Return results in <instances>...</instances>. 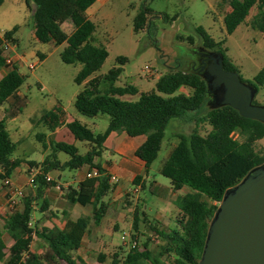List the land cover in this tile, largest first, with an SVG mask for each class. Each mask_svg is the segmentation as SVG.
Masks as SVG:
<instances>
[{
    "label": "trees",
    "instance_id": "obj_1",
    "mask_svg": "<svg viewBox=\"0 0 264 264\" xmlns=\"http://www.w3.org/2000/svg\"><path fill=\"white\" fill-rule=\"evenodd\" d=\"M96 0H24L26 9L31 12L34 35L40 43L64 44L60 60L65 64H80L74 82L83 85L76 94L73 105L75 110L87 117L98 114L108 116V125L104 132L94 134L77 120L66 123V127L75 140L89 146L85 154H79L72 144L56 142L50 144L56 151H62L69 159L60 162L55 155H47L40 164V173L35 177V199H41L47 185H57V176L46 181L50 171L66 168L76 169L83 165L97 169L101 176L96 178L97 185L89 186L80 182L76 187L65 189V199L69 204L90 206L91 214L80 215L75 220H66L61 229L41 231L29 225L33 211L31 198L23 199L21 210H10L5 216V232L11 244L7 247L0 235V264H89L79 256H74L88 233L90 224L98 225L106 210L103 198L111 185L109 175L93 160L100 156L103 143L109 133L123 132L128 137L143 136V142L136 148L135 156L144 163L145 175L151 162L156 158L164 135V129L172 118L188 121L207 104L206 85L188 65L175 67L157 78L156 92L140 93L136 101L120 99L127 94L138 91L132 85L115 86L121 68L114 66L102 76L90 77L100 68L107 51L102 46H95L90 37L96 24L85 15L86 9ZM227 9L221 12L222 23L226 34H231L238 25L245 22L250 12H256L249 20V26L264 34V0H221ZM2 0H0V5ZM147 9L142 7L133 19V30L138 32L146 27ZM64 23L71 25L70 32L62 28ZM14 26L3 32L0 38V65L8 72L0 79V105L14 95L22 83L23 76L18 73L13 63L5 65L1 57L2 41L13 42ZM200 39V47L218 52L222 56L223 68L226 71L238 70L225 55L224 40L214 41L202 28H194ZM190 47L194 46L192 37H187ZM125 57H117L116 62L122 65ZM264 82V65L253 77L251 84L257 86ZM179 91L178 94H174ZM65 112L57 104L52 109H42L39 116L31 120L32 125L43 124L52 132L64 123ZM205 122L210 130L200 135L196 129L189 134H177V143L169 152L160 174L169 179L173 192L184 187L188 190L177 196L174 204L177 214L173 227L161 229L156 222L143 218L153 234L160 239L155 252L149 248L148 240L141 247L138 244L139 204L132 212L130 244L127 249L118 247L112 253L109 264H197L203 247L209 221L226 188L237 183L253 166L264 162V152L255 148V143L264 138V124L244 118L229 106L216 109L207 108L205 113L196 118V123ZM37 140L45 138L43 133L36 134ZM16 148L5 126L4 118L0 119V180L9 178L21 162L12 158ZM34 163L29 162V165ZM134 184L143 185L141 177L133 180ZM209 202H208V201ZM46 202L41 199L39 210H45ZM33 235L45 242L47 251L36 255L29 249ZM105 256L99 253L97 261L104 262Z\"/></svg>",
    "mask_w": 264,
    "mask_h": 264
},
{
    "label": "rangeland",
    "instance_id": "obj_2",
    "mask_svg": "<svg viewBox=\"0 0 264 264\" xmlns=\"http://www.w3.org/2000/svg\"><path fill=\"white\" fill-rule=\"evenodd\" d=\"M219 2L221 0H130V5L127 1L123 10L117 11L118 16L115 14L113 21L110 22L109 27L114 29L112 34H103V28L98 26L90 37V42L93 45L102 46L107 51L104 62L90 77L102 76L110 68L120 66L121 71L114 85H132L138 91L133 95H123L120 99L133 102L138 99L140 93L150 91L167 97L155 90V82L158 77L175 67L183 66L186 59L192 57L191 48L200 47V39L195 34L194 28L202 27L214 41L224 40L225 55L236 66L239 78L243 82L253 83V77L264 65V34L249 26V20L256 10L253 9L245 22L238 25L231 34H226L220 16L223 9H227V4L223 3V8L219 11L217 8ZM9 3L17 7L19 5L22 14L27 15L23 0H10ZM118 6L120 8V3ZM142 7L148 11L146 27L134 32L133 19ZM62 28L68 33L71 30V25L65 23ZM189 36L193 38V47L187 43ZM17 45L18 52L25 53L17 66L18 73L23 76L22 83L18 88L21 98L14 97L9 102H3L0 105V116L4 118L11 140L16 143L12 158L23 161L24 165L20 168V174L28 181V170L31 167L39 168L47 155H55L60 162L69 159L66 153L51 148L49 142L52 145L56 142L72 144L77 148L79 154H85L89 149L87 143L73 139L65 125L57 134L47 131L43 124L32 125L31 120L39 116L40 110L52 109L59 104L65 112L64 123L77 120L94 134L105 131L108 125V116L98 114L94 117H87L75 110L73 102L83 86L74 82L80 64H65L60 60L59 54L64 48V44L56 46L50 43H34L32 40L26 39ZM36 51L40 52L44 59L35 56ZM117 57H125L126 61L122 65H118ZM29 64H34V67L29 69ZM178 92L176 91L174 94H178ZM253 103L264 105V82L257 86ZM207 108L209 106L206 104L196 113L194 119L188 121L178 118L169 120L164 129L157 156L148 168L147 177L143 178L142 187H139L137 192H133V196L139 198L137 204L140 208L138 214L140 221L137 234L140 247L147 239L150 250L155 252L161 243L160 239L150 230L148 223H142L143 218L150 222L157 221V225L164 230L174 225L178 211L174 201L177 196L183 195L188 189L184 187L180 191L173 192L169 179L162 176L160 170L169 152L177 143V134H189L196 129L200 135H205L210 130L207 123H196V118L201 117ZM38 133H43L46 136L45 139L37 140L36 134ZM117 146L124 150L127 148L123 144ZM255 148L264 152V138L255 143ZM96 159L101 166H105L110 160H118L119 157L116 153L111 154L110 149L102 147L100 156ZM28 162L34 164L29 165ZM80 173H82L81 168H66L60 171H50L49 175L56 177L61 174V181L72 182ZM2 182L3 180H0V193L6 203L0 202V233L8 242L10 239L4 228L5 216L16 207V204L8 197L12 188L5 187ZM72 184L75 186L74 183ZM127 185L132 186L131 184ZM23 195H25L24 192ZM29 195L26 194V196ZM15 199H21V195H16ZM108 199L107 195L103 200L107 203ZM129 199L132 203V197ZM128 206L124 205L120 209L125 214V220L119 223V228L112 232L111 237L96 233L94 226H90L81 251L90 264H109L112 253L118 247L123 249L130 247L132 211H127ZM87 209L90 212V208ZM35 216H39V214L36 213ZM33 222L35 219L32 220ZM35 239L36 237L33 235V245L37 240ZM38 242L45 243L39 238ZM99 253H103L105 256L102 263L97 261Z\"/></svg>",
    "mask_w": 264,
    "mask_h": 264
},
{
    "label": "crops",
    "instance_id": "obj_3",
    "mask_svg": "<svg viewBox=\"0 0 264 264\" xmlns=\"http://www.w3.org/2000/svg\"><path fill=\"white\" fill-rule=\"evenodd\" d=\"M10 0H2V4L0 5V38L3 32L10 30L14 26H17V30L13 34V42H9L7 50L4 53H10L12 57L15 59L14 64L18 66L19 60L23 58L24 52H18L17 47L18 43L24 41L26 39L32 40L34 43L38 42L34 35V28L31 19V12L27 9V15L22 14V9L13 4L9 3ZM17 1V0H14ZM130 0H96L91 6H89L86 11L85 15L87 18L92 20L96 24V28L101 26L103 28L102 33L105 35L112 34L113 30L112 27H109L110 22L113 21L112 19L117 15V11L123 10V6ZM24 2V0H23ZM120 3V8L118 6ZM131 5V4H130ZM26 8V7H25ZM226 10V9H225ZM29 16V17H28ZM220 20L222 21V16H220ZM65 24V23H64ZM50 44H53L50 42ZM3 48V41L1 43V49ZM35 56L39 59H44V56L36 51ZM8 72V68L4 65H0V79ZM14 97L21 98V94L16 91L14 95L9 97L7 101L11 100ZM3 117L0 116V119ZM66 123H63L60 127L56 128L52 131V134H57L60 132L62 126H66ZM67 128V127H66ZM68 130V129H67ZM69 132V131H68ZM70 133V132H69ZM72 136V135H71ZM46 137V136H45ZM73 137V136H72ZM45 139V138H44ZM74 139V138H73ZM144 137H128L123 132H111L105 139L103 143V147L106 149H110V153H116L119 157L118 160H110L107 165L101 166L98 160L95 158L93 162L95 164H99L103 169H105L106 174L114 175L117 179L116 182L109 181L111 185L109 192L107 193L109 199L106 203V210L101 218L98 225L90 224V226H94V230L96 233H100L102 235L111 237L112 232L119 228V223L125 220L124 212H121V208L125 205L127 207V211L133 212L134 207L137 205L139 198L137 196H133V189H139L140 184H134L133 180L135 177L140 176L141 182L143 181L145 175V166L144 163L139 160L134 152L136 148L143 142ZM51 142H49L50 145ZM123 144L127 148L121 149L117 145ZM29 164V162L27 163ZM23 161L20 162L19 166L15 168L12 172L11 176L9 177L10 187L15 189L13 192L10 191L8 197L9 200L16 204V207L13 209L21 210L23 206V199L24 198H31L32 200V214L30 223L37 229L41 231L43 228L45 229H61L66 220H75L80 215H87L91 214L90 206H80L78 204H69L65 199V189L70 187H76L80 182L85 183L89 186H96L97 179L96 178H85V174L89 171L90 167L88 165H83L80 168L82 169V173L76 176L72 182L61 181L62 175H57V185L59 189H57V185H47L42 193L41 199L46 202L45 210H39V203L41 199H35V185H30L25 177L20 174V168L23 167ZM109 169V170H108ZM22 170H24L22 168ZM48 176H50L48 174ZM75 186H73V184ZM127 184H131L127 185ZM23 192L25 195H23ZM26 194H30L26 196ZM16 195H21V199H15ZM106 195V196H107ZM132 197L133 201L131 202ZM104 199V198H103ZM104 201V200H103ZM0 202L6 203L4 197L0 193ZM105 202V201H104ZM132 204V206H130ZM90 208V212L87 208ZM38 213L39 216H35ZM35 219V222L32 223V220ZM37 220V221H36ZM3 238V235L0 233ZM86 236L82 240L81 247L74 252V256H79L87 263H89L86 257L81 253L83 249V245L86 239ZM37 239V240H36ZM36 241L33 245V238L30 243L29 249L32 253L36 255H42L47 251V245L45 243L38 242V238L36 237ZM4 242L6 243L7 247L11 244V240L6 242L3 238ZM62 264V263H60ZM90 264V263H89Z\"/></svg>",
    "mask_w": 264,
    "mask_h": 264
},
{
    "label": "water",
    "instance_id": "obj_4",
    "mask_svg": "<svg viewBox=\"0 0 264 264\" xmlns=\"http://www.w3.org/2000/svg\"><path fill=\"white\" fill-rule=\"evenodd\" d=\"M192 51L200 58L195 72L205 82L209 108L229 106L240 116L264 124V105L253 103L256 89L236 71L224 70L218 52ZM197 264H264V162L224 190Z\"/></svg>",
    "mask_w": 264,
    "mask_h": 264
},
{
    "label": "built area",
    "instance_id": "obj_5",
    "mask_svg": "<svg viewBox=\"0 0 264 264\" xmlns=\"http://www.w3.org/2000/svg\"><path fill=\"white\" fill-rule=\"evenodd\" d=\"M8 45H9V42L7 41H3V48H2V51H1V57L4 59V64L5 65H11L15 62V59L12 57V55L10 53H4L3 52L5 50H7L8 48ZM34 67V64H29L28 65V68L29 69H32ZM40 173V169L38 167H31L29 170H28V183L30 185H33L34 183V180H35V177ZM101 174L100 172L95 169V168H90L89 171L86 172L85 174V178H98L100 177ZM45 180L46 181H51L52 180V177L46 175L45 176ZM109 181L111 182H116L117 179L114 175H109ZM3 185L5 187H8L10 188V181H9V178H6L3 180ZM57 189H59V186L57 185ZM137 188L133 189V192H137ZM12 191L14 192L15 189H12ZM29 225H31V223H29ZM134 242L130 244V246H134Z\"/></svg>",
    "mask_w": 264,
    "mask_h": 264
},
{
    "label": "flooded vegetation",
    "instance_id": "obj_6",
    "mask_svg": "<svg viewBox=\"0 0 264 264\" xmlns=\"http://www.w3.org/2000/svg\"><path fill=\"white\" fill-rule=\"evenodd\" d=\"M194 49L198 50V47H195ZM191 55L192 57L186 59L184 65H188V67L190 66L192 69H197L200 66V58L197 56L195 52L191 53Z\"/></svg>",
    "mask_w": 264,
    "mask_h": 264
}]
</instances>
